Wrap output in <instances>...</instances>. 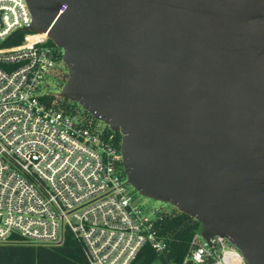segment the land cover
Wrapping results in <instances>:
<instances>
[{"label": "water", "instance_id": "water-1", "mask_svg": "<svg viewBox=\"0 0 264 264\" xmlns=\"http://www.w3.org/2000/svg\"><path fill=\"white\" fill-rule=\"evenodd\" d=\"M26 2L22 31L62 49L57 95L120 132L127 182L264 264V0Z\"/></svg>", "mask_w": 264, "mask_h": 264}, {"label": "built area", "instance_id": "built-area-1", "mask_svg": "<svg viewBox=\"0 0 264 264\" xmlns=\"http://www.w3.org/2000/svg\"><path fill=\"white\" fill-rule=\"evenodd\" d=\"M31 21L26 0H0V242L19 235L61 244L69 231L89 264H132L145 245L164 251L156 210L142 205L122 175L113 135L103 137L83 125L79 111L43 100L62 49L49 45L46 34L27 44L43 34L31 31L21 44L5 45ZM189 260L247 264L225 237L203 238L201 227L183 264Z\"/></svg>", "mask_w": 264, "mask_h": 264}, {"label": "trees", "instance_id": "trees-1", "mask_svg": "<svg viewBox=\"0 0 264 264\" xmlns=\"http://www.w3.org/2000/svg\"><path fill=\"white\" fill-rule=\"evenodd\" d=\"M25 31L12 34L5 45H18L24 41ZM49 45L55 46L51 40ZM59 73L51 79V84L61 88L68 77L67 67L63 61V52L58 55ZM42 98L48 104H54L62 111L75 114L77 111L83 116V125L103 137L113 135L114 144L121 148V134L113 131L106 124L100 125L91 113L84 110L78 103L68 98L59 97L54 88ZM121 173L125 177L122 162ZM155 225L158 235L166 242V248L158 252L150 245H145L132 264H183L186 255L192 247V238L200 229V222L188 214L171 209H156ZM211 261H209V264ZM0 264H89L84 254L83 245L71 232H67L61 244H47L29 241L15 235L13 239L0 242Z\"/></svg>", "mask_w": 264, "mask_h": 264}, {"label": "rangeland", "instance_id": "rangeland-1", "mask_svg": "<svg viewBox=\"0 0 264 264\" xmlns=\"http://www.w3.org/2000/svg\"><path fill=\"white\" fill-rule=\"evenodd\" d=\"M51 88H54L55 91L57 92L59 89L57 86L51 84ZM98 121V120H97ZM98 123L100 125H103L104 123L102 121H98ZM137 196L140 198V202L142 203V205L147 208L149 210V212L154 211L156 209H160V208H165V209H171L172 205L168 204V203H163L157 200H154L152 198L143 196L141 194H139L137 192Z\"/></svg>", "mask_w": 264, "mask_h": 264}, {"label": "bare ground", "instance_id": "bare-ground-1", "mask_svg": "<svg viewBox=\"0 0 264 264\" xmlns=\"http://www.w3.org/2000/svg\"><path fill=\"white\" fill-rule=\"evenodd\" d=\"M44 35H45V33H43V34H41V35H37V36L31 35V36L28 37L26 43L29 44V43H31L33 40L39 38L40 36H44Z\"/></svg>", "mask_w": 264, "mask_h": 264}]
</instances>
